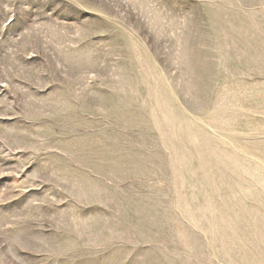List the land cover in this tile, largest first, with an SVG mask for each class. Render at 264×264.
Segmentation results:
<instances>
[{"label":"rangeland","instance_id":"obj_1","mask_svg":"<svg viewBox=\"0 0 264 264\" xmlns=\"http://www.w3.org/2000/svg\"><path fill=\"white\" fill-rule=\"evenodd\" d=\"M0 264H264V0H0Z\"/></svg>","mask_w":264,"mask_h":264}]
</instances>
